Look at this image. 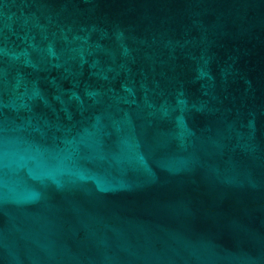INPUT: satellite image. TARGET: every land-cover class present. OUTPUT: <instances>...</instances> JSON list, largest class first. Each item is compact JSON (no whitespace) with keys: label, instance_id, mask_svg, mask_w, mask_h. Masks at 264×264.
Returning a JSON list of instances; mask_svg holds the SVG:
<instances>
[{"label":"water","instance_id":"95a60500","mask_svg":"<svg viewBox=\"0 0 264 264\" xmlns=\"http://www.w3.org/2000/svg\"><path fill=\"white\" fill-rule=\"evenodd\" d=\"M0 264H264V0H0Z\"/></svg>","mask_w":264,"mask_h":264}]
</instances>
